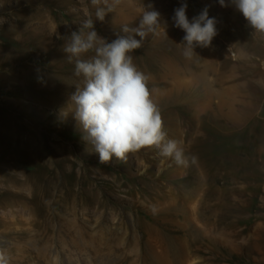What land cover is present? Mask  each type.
Masks as SVG:
<instances>
[{
  "label": "rangeland",
  "instance_id": "374dc122",
  "mask_svg": "<svg viewBox=\"0 0 264 264\" xmlns=\"http://www.w3.org/2000/svg\"><path fill=\"white\" fill-rule=\"evenodd\" d=\"M182 2L190 21L205 7L217 20L211 45L196 46L191 59L182 55L185 33L172 19ZM149 4L167 22V35L162 30L158 36L149 34L130 54L136 66L150 79L168 82L159 87L161 93H178L180 100L203 93L220 101L215 107L224 117L248 124L246 166L240 167L231 155L217 176L221 183L227 181L234 204L249 217L245 233L242 221L234 217L237 242L246 236L250 264H264V35L254 32L237 9L221 7L218 0H120L103 21L95 18L91 0H0V249L10 255V264H128L116 249L104 255L77 250L61 233L71 220L88 225L100 214L88 209L77 193L80 168L73 159L88 155L98 160V154L80 142L72 114L61 115L73 108L70 97L83 86V78L75 75V60L70 62L63 49L72 32L87 31L82 25L89 19L98 35L111 42L124 35V24L138 27ZM176 76L183 80L179 86ZM199 109L192 105L186 114L203 123L209 108ZM237 136L224 135L217 149L234 153ZM205 152L216 153L213 147ZM121 171L137 174L135 169ZM207 176L206 186H222L213 181V170ZM132 238L124 240L126 247ZM133 239L138 245L135 264H155L140 233ZM258 249L263 251L261 262Z\"/></svg>",
  "mask_w": 264,
  "mask_h": 264
},
{
  "label": "bare ground",
  "instance_id": "6f19581e",
  "mask_svg": "<svg viewBox=\"0 0 264 264\" xmlns=\"http://www.w3.org/2000/svg\"><path fill=\"white\" fill-rule=\"evenodd\" d=\"M182 81L176 76L174 84L179 86ZM167 83L164 79L149 80L168 138L178 141L186 156L195 155L198 163L183 168L151 148L130 155L126 164L101 165L88 155L73 159L80 168L76 176L80 201L100 214L89 219L88 225L71 220L61 233L77 250L104 255L116 249L118 258L126 257L128 264L136 263L138 245L133 239L136 232L151 247L155 264H191L196 260L198 264H250L245 250L247 237L237 242L233 228L234 217L238 216L245 233L248 214L234 204V192L225 185L227 181L221 183V177L217 176L220 165L231 155L230 158L239 159L240 167L246 166L248 124L238 123L232 115L224 117L215 107L220 101L203 93L189 100H180L178 93H161L159 87ZM191 104L200 111L209 108L203 123L195 121L193 114H186ZM224 135L237 136L234 153L217 149ZM81 141L86 144L82 138ZM210 147L216 152L212 156L205 152ZM122 168L135 169L137 174L129 175ZM210 170L215 172L213 181L222 186H206ZM129 235L133 238L126 247L124 240ZM258 253L257 260L261 262L263 251L258 249Z\"/></svg>",
  "mask_w": 264,
  "mask_h": 264
},
{
  "label": "clouds",
  "instance_id": "9594fccd",
  "mask_svg": "<svg viewBox=\"0 0 264 264\" xmlns=\"http://www.w3.org/2000/svg\"><path fill=\"white\" fill-rule=\"evenodd\" d=\"M221 7L233 6L242 13L247 24L256 33L264 35V0H218ZM96 7L95 18L103 21L108 11L120 0H91ZM103 4L105 7H99ZM150 9V10H149ZM187 4L174 10V27L182 29V55L191 59L196 46L208 47L217 35V20L208 16L205 7L190 21ZM138 27L124 24L116 39L107 42L98 35L92 19L82 25L87 31H74L64 45L70 62L75 60V75L83 78L70 100L73 108L62 110L67 118L72 114L81 138L98 154L101 165L126 164L129 156L139 151L155 149L161 157L171 158L175 164L188 168L198 163L195 155L186 156L184 148L169 139L164 127L161 109L149 88L150 76L141 71L130 55L143 45L146 37L167 35V22L151 4L141 11ZM135 34V35H134ZM139 36L140 39H136ZM92 53L89 58H83ZM0 264H10V255L0 249Z\"/></svg>",
  "mask_w": 264,
  "mask_h": 264
}]
</instances>
